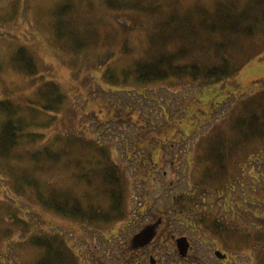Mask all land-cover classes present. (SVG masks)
<instances>
[{"label":"trees","instance_id":"trees-1","mask_svg":"<svg viewBox=\"0 0 264 264\" xmlns=\"http://www.w3.org/2000/svg\"><path fill=\"white\" fill-rule=\"evenodd\" d=\"M19 1L9 0V10L15 12ZM187 1L103 0L107 8L140 17V30L144 29L143 37H137L139 54L121 69V79L112 68L103 71L108 85L141 87L168 82L212 87L214 110L224 100L223 89L243 70L246 76L254 64L259 74L264 73L260 65L264 53V0ZM92 7L89 0H61L50 14L43 13L44 22L50 16L48 27L53 41L64 38L71 43L62 44L60 49L71 47L79 53L88 46L108 44V33L97 37L90 27L95 24L88 15ZM8 11L0 14V27L13 19ZM120 24L125 31L133 29L125 21ZM126 44L124 40L123 54L128 52ZM248 45H254V51ZM111 55H106L102 63ZM9 64L13 73L26 77L25 85L31 83L34 89L20 102L0 97V186L5 184L10 190L7 226L1 228L0 237L6 239L11 255L15 243L23 249L20 255L34 253V260L24 264H78L69 241L75 229L69 227L82 225L103 232L113 222L127 219L131 208L126 210L125 196L130 188L123 163L117 162L106 146L97 145L95 138L67 133L46 136L44 132L56 121L67 95L58 82L45 78L23 46L12 52L6 64L0 63V74ZM239 92L232 94L227 114L221 112L223 115L216 117L219 122L196 143L191 161L186 159L183 170H200L195 171L190 189L171 197L163 218L168 223L171 214L180 225L212 233L221 240L226 260L249 250L251 261L253 254L256 256L254 264H264V82L262 89L253 94ZM123 112L114 117L119 123L134 120L130 111ZM143 136L139 133L140 140ZM158 146L161 148L163 143H158L153 152L148 151L150 166L140 171L135 177L138 180L145 177L153 182L148 170L157 164L154 156ZM144 160H140L142 166ZM61 171L68 172L71 186L57 184L59 176L55 174ZM79 188L81 193H77ZM209 189L217 201L213 218L202 205ZM3 206L0 203V210ZM147 207L144 198L137 209L141 212ZM216 207H221L229 218L248 213L244 228L229 221L225 224L222 216L214 217ZM59 219L67 226L58 228ZM254 221L257 227L251 231Z\"/></svg>","mask_w":264,"mask_h":264},{"label":"rangeland","instance_id":"rangeland-1","mask_svg":"<svg viewBox=\"0 0 264 264\" xmlns=\"http://www.w3.org/2000/svg\"><path fill=\"white\" fill-rule=\"evenodd\" d=\"M8 1L0 0V14L9 10ZM59 1L61 0H20L15 12L8 11L13 19L0 27V63L6 64L8 57L18 46L26 48L45 78L58 82L67 95V101L63 103L64 107L56 121L44 132L46 136H63L67 133L95 138L97 145L106 146L115 160L123 163L127 187L130 188L128 196H125L126 210L131 208L127 212V219L113 222L103 232H95L82 225L69 227L70 230L75 229L70 233L69 241L74 245L72 250L79 259L78 264H151L150 258L153 264H254L256 256L253 254L251 261L249 250L233 254L227 260L217 259L214 252L225 251L220 239L205 230L180 225L171 214V220L165 223L164 211H168L169 201L174 194L193 186L194 173L200 169L189 167L183 170V166L188 157V162L191 161L196 143L219 122L216 117H221V112L227 114L234 98L233 93L240 91L241 95H250L256 89H262L264 73L259 74L258 66L254 64L250 66L246 76V69L243 70L234 82L223 89L221 96L223 95L224 100L214 110L212 87L203 89L193 84L177 85L168 82L141 87H112L106 83L109 81L103 78L102 73L109 67L121 79V69L139 54L137 37H143L144 34V29L140 30V17L135 18L122 9L107 8L103 0H89L93 2V7L88 15L91 14L95 22L90 27L95 29L97 37L108 33V44L88 46L77 53L68 46V50L60 49L62 44L67 45L70 41L63 38L54 42L51 28L48 27L50 16L44 22V14H50L53 5ZM188 2L190 0L186 3ZM121 21L132 25L133 29L125 31ZM146 23L142 22V25ZM83 29L85 28L81 30ZM124 40L127 41L126 54L121 52ZM248 47L253 51L255 49L254 45ZM256 48L259 51L261 49ZM111 53L108 61L102 63L105 56ZM261 56L263 60L260 65L263 67L264 53ZM27 80L26 77L13 73L9 64L0 74V97L8 96L14 102H20L23 98L24 101L34 89L31 83L25 85ZM126 110L130 111L134 120L119 123L114 117L119 111ZM139 133L144 135L142 143ZM157 141L160 145L163 143V146H158L157 155L154 156L157 164L148 170L153 175V182L145 177L138 180L135 177L140 171H146L150 166L146 157L148 151L153 152L158 145ZM140 160H144L145 166L140 164ZM67 174L65 171L55 174L59 176L58 185H72ZM0 187V203L4 204L0 210L1 233V228H5L8 221L9 189L5 184ZM80 191L81 188L77 189V193H81ZM203 197L205 199L202 205L211 212L209 215L213 218V204L217 201L212 189ZM144 198L148 207L140 212L137 208ZM25 200L27 201V197ZM18 205L21 207L23 203ZM247 214L238 213L235 217L229 215L231 219L221 207L214 210V217L222 216L225 224L229 221L238 228H244ZM158 218L162 219V223L151 243L139 249H130L128 246L132 235L145 225L156 222ZM3 220L5 224L2 223ZM59 221L63 220H56L58 228H63L61 225L67 226L65 221L63 224ZM255 227L257 224L254 221L250 230L253 231ZM179 237H186L189 242L186 258L181 257L176 249L174 239ZM12 246L14 255H11L6 239L0 237V256H6L2 257L3 260L0 259L3 262L0 264H24V261L34 260V253L20 255L23 249L20 250L16 243Z\"/></svg>","mask_w":264,"mask_h":264},{"label":"water","instance_id":"water-1","mask_svg":"<svg viewBox=\"0 0 264 264\" xmlns=\"http://www.w3.org/2000/svg\"><path fill=\"white\" fill-rule=\"evenodd\" d=\"M161 222L162 219L158 218L156 222L147 224L143 228H141L137 233H135L131 237L128 247L130 249L135 250L142 248L147 244L151 243V241L157 234V229ZM174 243L179 255H181L182 257L187 256L190 245L186 237L176 238L174 239ZM214 254L219 259H223L225 257V255L221 254L219 251H215ZM150 263L153 264V260L151 258H150Z\"/></svg>","mask_w":264,"mask_h":264}]
</instances>
